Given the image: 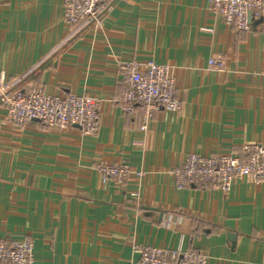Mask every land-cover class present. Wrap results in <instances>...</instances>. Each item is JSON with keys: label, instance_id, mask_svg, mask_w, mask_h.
I'll return each instance as SVG.
<instances>
[{"label": "crops", "instance_id": "crops-1", "mask_svg": "<svg viewBox=\"0 0 264 264\" xmlns=\"http://www.w3.org/2000/svg\"><path fill=\"white\" fill-rule=\"evenodd\" d=\"M62 3L0 0V88L91 95L98 132L2 126L0 240L30 241L34 264L137 263L139 246L264 264V182L177 190L171 173L189 153L264 143V22L233 30L209 0H111L68 33ZM131 59L169 66L181 102L179 113L153 111L145 132L117 104L119 65ZM122 161L143 177L103 182L97 164Z\"/></svg>", "mask_w": 264, "mask_h": 264}, {"label": "built area", "instance_id": "built-area-1", "mask_svg": "<svg viewBox=\"0 0 264 264\" xmlns=\"http://www.w3.org/2000/svg\"><path fill=\"white\" fill-rule=\"evenodd\" d=\"M110 2L63 0L62 21L68 33L79 26L98 22L100 13L108 9ZM209 4L211 13L236 31H249L252 21L264 22V0H209ZM249 13L252 21L248 19ZM222 64L221 58L209 61L214 67ZM118 75L122 91L117 104L125 115L138 116L139 131L147 130L152 112L159 108L168 113L180 112L181 102L169 66L153 61L123 60ZM0 94L5 105L0 129L5 125L22 126L37 121L47 129L66 130L77 126L83 136H95L98 132L99 101L91 95L62 96L40 87L24 91L9 85H3ZM96 169L103 182L111 179L117 185H123L131 177H143V172L130 170L123 161L114 165L98 163ZM171 173L177 190L195 186L226 194L235 180L264 182V143L243 144L239 152L219 150L208 156L189 153ZM32 252L33 244L28 240H0V264H34ZM135 252L139 260L129 264H207L204 255L191 251L139 246Z\"/></svg>", "mask_w": 264, "mask_h": 264}, {"label": "water", "instance_id": "water-1", "mask_svg": "<svg viewBox=\"0 0 264 264\" xmlns=\"http://www.w3.org/2000/svg\"><path fill=\"white\" fill-rule=\"evenodd\" d=\"M248 19H249V21H252L250 13L248 14ZM259 22H261V21H259ZM143 209L146 211H158L160 213L159 219H161L162 215L164 214L163 212H161L160 210L155 209V208L143 207ZM229 237L233 238L234 236L230 234Z\"/></svg>", "mask_w": 264, "mask_h": 264}]
</instances>
